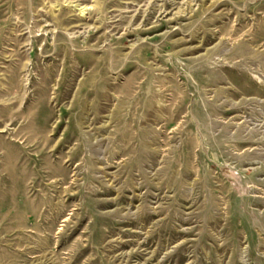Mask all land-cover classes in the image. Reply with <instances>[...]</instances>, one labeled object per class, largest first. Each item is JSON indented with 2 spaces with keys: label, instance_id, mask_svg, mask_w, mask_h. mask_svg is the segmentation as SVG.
<instances>
[{
  "label": "rangeland",
  "instance_id": "rangeland-1",
  "mask_svg": "<svg viewBox=\"0 0 264 264\" xmlns=\"http://www.w3.org/2000/svg\"><path fill=\"white\" fill-rule=\"evenodd\" d=\"M0 264H264V0H0Z\"/></svg>",
  "mask_w": 264,
  "mask_h": 264
}]
</instances>
